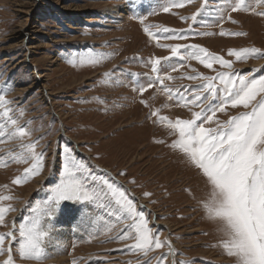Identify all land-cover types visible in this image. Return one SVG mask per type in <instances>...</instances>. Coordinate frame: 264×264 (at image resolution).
<instances>
[{
	"label": "rangeland",
	"instance_id": "rangeland-1",
	"mask_svg": "<svg viewBox=\"0 0 264 264\" xmlns=\"http://www.w3.org/2000/svg\"><path fill=\"white\" fill-rule=\"evenodd\" d=\"M235 2L208 0L205 5L204 0H192L166 13L163 9L172 0H0V94L6 92L5 99L12 102L16 127H26L29 133L9 139L12 126L0 120L6 133L0 137V164L6 165L0 166V196L11 197L0 201V207L13 209L5 213L0 235L15 233V240L4 243L6 249L12 247L15 264H159L161 256H166L163 264H236L221 246L222 225L210 220L202 206L209 191L205 178L183 153L170 147L177 135L158 122V117L188 120L201 110L169 99L165 86L190 99L185 89L205 81L189 76L264 75V58L237 61L228 55L229 50L246 48L264 53V16L257 14L264 12V5L246 0L253 11L231 12ZM165 28L188 38L169 39ZM221 31L245 35L221 36ZM176 45L206 48L230 61L232 68L214 64L208 69L194 59L181 61L170 51ZM181 52L187 55L189 49ZM96 54H102L97 63L80 62ZM158 58L159 74L173 77L164 85L152 71ZM180 64L184 66L171 70ZM149 83L153 86L147 88ZM141 87L147 88L143 94ZM214 103L218 101L209 99L201 107ZM244 111L229 105L215 119L225 122ZM33 142L36 152L44 154L42 171L15 185L12 181L33 162H14L11 154H22L21 145ZM70 157L84 165V176L105 178L124 191L164 246L147 255L129 251L135 241L117 237L124 232L134 236L129 228L133 218L99 183L103 191L98 199L62 201L49 212L52 190ZM77 210L80 216L74 222ZM34 217H40L48 231L42 261L21 259L18 253L19 228ZM55 225L64 230L62 238ZM5 258L0 256V261Z\"/></svg>",
	"mask_w": 264,
	"mask_h": 264
},
{
	"label": "snow or ice",
	"instance_id": "snow-or-ice-1",
	"mask_svg": "<svg viewBox=\"0 0 264 264\" xmlns=\"http://www.w3.org/2000/svg\"><path fill=\"white\" fill-rule=\"evenodd\" d=\"M192 0H172L165 6L163 11L169 12L171 8H183ZM208 0H204L206 5ZM264 5V0H259ZM231 12L253 11L246 6V0H236L231 6ZM264 16V12L257 13ZM199 13L193 14L192 21L195 22ZM229 19L231 17L229 16ZM223 20V16H221ZM143 23V20H141ZM149 35H152L145 29ZM169 32V39H187L186 34H179L173 30L164 29ZM195 35H211V33H194ZM221 36H241L245 33H225ZM182 48H188L187 55L181 52ZM173 56L181 61L185 59L197 60L208 69L214 64L223 68L231 69L232 63L223 57L208 52L206 48L198 45H176L170 49ZM229 56L237 61L249 58H264L256 48L229 50ZM102 54L81 58V63H97ZM168 59V58H165ZM161 60H154L152 71L157 73L156 82L164 85V80H171L170 75L161 76L157 65ZM183 64L173 66L172 71H177ZM254 72L257 70H253ZM192 80H202L205 83L195 89H185L188 96L173 90L163 88L169 99L174 97L183 106L200 107V111H193L192 118L188 120L177 118L174 122L166 117H158V122L167 124L177 135L170 147L183 153L190 163L200 171L206 180L209 191L203 201V208L210 220L219 221L223 234L222 247L229 257H235L236 264H264V75L249 77L248 74L232 72H218L216 76L208 77L194 75L187 77ZM149 83L147 88L152 87ZM145 87L139 89L143 94ZM207 93V95H201ZM6 92L0 94V120L6 121L12 126V131L7 133L9 139L14 137H25L29 135L26 127H16L17 120L12 118L11 101L5 99ZM259 97V99H258ZM209 99L218 101L208 108L201 105ZM143 102V101H142ZM232 108L243 107L247 111L230 117L225 122L215 119L218 112L224 113L228 106ZM158 110L152 115L156 116ZM23 115V110H20ZM199 122V123H198ZM215 123V127H205L207 124ZM5 123H0V137L4 136ZM0 140V143H3ZM162 142V141H161ZM35 142L21 145L24 150L22 154H11V159L17 163H33L24 170L22 176L12 181L15 185H23L30 178L39 175L43 168V153L36 152ZM0 166H6L0 164ZM82 169L87 171L83 164L74 158H68L63 165V173L59 182L52 190L51 203L48 205L49 212L55 210L62 201H73L77 203H89L99 198V194L106 186L109 192L116 198L115 202L123 208L134 223L129 226L135 234L130 236L124 232L117 239L126 241L133 239L135 243L128 246L129 251L136 250L144 255L153 249H160L164 244L159 239V234H153L148 227L143 213H137L134 202L127 198L124 191L113 187V184L105 178L92 175L84 176ZM123 174V173H122ZM145 195H150L145 193ZM10 196H0V201L10 200ZM13 209L0 207V225H3L5 213ZM35 211V210H34ZM46 213L45 215H47ZM138 221V222H136ZM48 231L40 217H34L19 228L18 253L21 259L42 261L47 254L42 246V241L47 237ZM6 239L15 240V233L10 232L7 236L0 235V256H6L0 264H15L12 247H4ZM171 248V245L168 244ZM166 256L159 258V264H163ZM150 264V262H149ZM183 264V262H181Z\"/></svg>",
	"mask_w": 264,
	"mask_h": 264
},
{
	"label": "bare ground",
	"instance_id": "bare-ground-1",
	"mask_svg": "<svg viewBox=\"0 0 264 264\" xmlns=\"http://www.w3.org/2000/svg\"><path fill=\"white\" fill-rule=\"evenodd\" d=\"M119 14V13H118ZM117 14V15H118ZM119 16V15H118ZM27 31V30H26ZM24 36H26V34L24 35ZM28 49H35V47H30V48H28ZM79 208H81V209H83L81 206H78ZM71 214H72V212H71ZM74 214H76V215H74L75 217H74V219H73V221L75 222V221H78V219H79V210H77V212L76 213H74ZM59 223H60V221H59ZM79 227H80V225H79ZM60 227L59 226H57V225H55V229H56V234L60 237V238H62L63 236H64V230H62V229H59ZM172 257V259H173V256H171Z\"/></svg>",
	"mask_w": 264,
	"mask_h": 264
}]
</instances>
